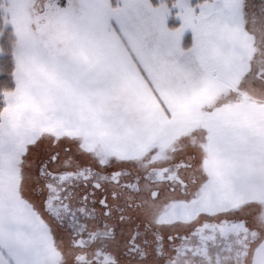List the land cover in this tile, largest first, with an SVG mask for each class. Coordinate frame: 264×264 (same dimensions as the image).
I'll return each mask as SVG.
<instances>
[{
  "label": "snow or ice",
  "instance_id": "1",
  "mask_svg": "<svg viewBox=\"0 0 264 264\" xmlns=\"http://www.w3.org/2000/svg\"><path fill=\"white\" fill-rule=\"evenodd\" d=\"M0 264H264V0H0Z\"/></svg>",
  "mask_w": 264,
  "mask_h": 264
}]
</instances>
